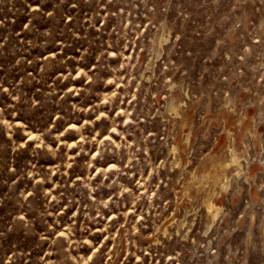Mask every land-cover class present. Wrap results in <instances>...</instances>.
<instances>
[{
    "label": "rangeland",
    "instance_id": "1",
    "mask_svg": "<svg viewBox=\"0 0 264 264\" xmlns=\"http://www.w3.org/2000/svg\"><path fill=\"white\" fill-rule=\"evenodd\" d=\"M0 264H264V0H0Z\"/></svg>",
    "mask_w": 264,
    "mask_h": 264
},
{
    "label": "bare ground",
    "instance_id": "2",
    "mask_svg": "<svg viewBox=\"0 0 264 264\" xmlns=\"http://www.w3.org/2000/svg\"><path fill=\"white\" fill-rule=\"evenodd\" d=\"M231 163H235V166H238V167H241V165H242L240 163V161H238L237 159H232L230 161V164ZM213 164L215 165V162ZM228 165L229 164H225L222 161L216 162V166L222 171V175L226 172V167ZM238 171H240V168H239V170H237V172ZM204 206H205V209L207 210V212H210V214L212 215V217H216V215H218V213L220 211V209L216 206V204L211 200L210 196L206 200H204Z\"/></svg>",
    "mask_w": 264,
    "mask_h": 264
}]
</instances>
